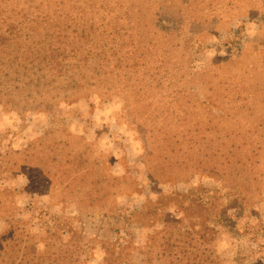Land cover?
Here are the masks:
<instances>
[{
	"label": "rangeland",
	"instance_id": "obj_1",
	"mask_svg": "<svg viewBox=\"0 0 264 264\" xmlns=\"http://www.w3.org/2000/svg\"><path fill=\"white\" fill-rule=\"evenodd\" d=\"M4 2L6 263L264 264V0Z\"/></svg>",
	"mask_w": 264,
	"mask_h": 264
},
{
	"label": "trees",
	"instance_id": "obj_2",
	"mask_svg": "<svg viewBox=\"0 0 264 264\" xmlns=\"http://www.w3.org/2000/svg\"><path fill=\"white\" fill-rule=\"evenodd\" d=\"M5 4L6 3L4 2V0H0V15L3 13L2 10L6 6ZM0 26H2V25H0ZM7 41H8V36L6 35V33H2V29H0V44L1 45L2 44H6ZM1 51H2V49H0V53H1ZM48 56H50V55H48ZM6 58H7L6 59L7 63L9 62L10 64H12L13 60L11 59V57H6ZM4 63H5V61H4ZM38 69H39V71H41L44 74H42V76L38 79V83H36L35 88H36V90H39L41 85L44 86V87H47V89H46L47 92H48L47 94H49L50 93V88L53 85V83H52L53 81L49 80V79H53L52 77H54L55 69L49 64L44 66V67H39ZM42 96H45V95H42ZM7 247L10 248L11 245L8 244ZM57 261H58L57 259L53 260V262H57ZM179 263H180V261L178 260L176 262V264H179ZM0 264H7L6 261L3 258V251L2 252L0 251ZM10 264H12V261L10 262ZM18 264H37V260L33 259L30 262H27V261H25L23 259H19V263Z\"/></svg>",
	"mask_w": 264,
	"mask_h": 264
}]
</instances>
